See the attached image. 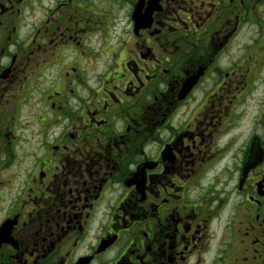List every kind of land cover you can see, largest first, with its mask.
<instances>
[{"label":"flooded vegetation","instance_id":"1","mask_svg":"<svg viewBox=\"0 0 264 264\" xmlns=\"http://www.w3.org/2000/svg\"><path fill=\"white\" fill-rule=\"evenodd\" d=\"M0 264H264V0H0Z\"/></svg>","mask_w":264,"mask_h":264}]
</instances>
